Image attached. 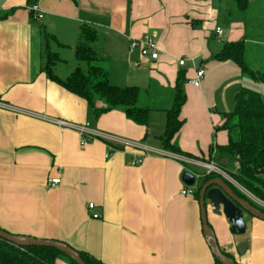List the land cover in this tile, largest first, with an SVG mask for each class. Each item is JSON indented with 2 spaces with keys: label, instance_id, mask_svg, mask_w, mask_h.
Instances as JSON below:
<instances>
[{
  "label": "crops",
  "instance_id": "crops-1",
  "mask_svg": "<svg viewBox=\"0 0 264 264\" xmlns=\"http://www.w3.org/2000/svg\"><path fill=\"white\" fill-rule=\"evenodd\" d=\"M37 4L42 19L35 18L28 0H0V100L14 108L0 109V228L63 241L104 264H216L203 232L198 190L181 194L189 187L182 180L187 170L183 158L203 160L212 152L211 161L222 167L230 164L218 146L229 143L230 131L224 126L248 75L234 61L213 57L226 43L246 41V23L236 16L235 1ZM83 25L97 33L93 46L110 83L140 88L138 106L150 111L147 125L135 123L119 109L96 118L85 99L44 72L43 30L61 44L51 46L63 59L56 71L65 77L72 71L61 70L67 62L63 53L75 54ZM146 34L159 44L157 60H146L138 48L130 51L131 39ZM181 58L185 65L179 64ZM198 69L205 73L197 87L192 79ZM181 75L184 123L172 141L189 157H163L158 153L164 150L160 137ZM53 118L88 123L92 130L142 143L149 150L104 138L81 147L80 133L59 127ZM142 154V162L133 164ZM191 167L205 179L203 169ZM55 177L61 183L50 187ZM207 217L218 245L237 264H264L263 220L245 214L246 233L234 235L229 221L215 214L211 204ZM242 242L248 244L245 254L238 249Z\"/></svg>",
  "mask_w": 264,
  "mask_h": 264
},
{
  "label": "trees",
  "instance_id": "trees-1",
  "mask_svg": "<svg viewBox=\"0 0 264 264\" xmlns=\"http://www.w3.org/2000/svg\"><path fill=\"white\" fill-rule=\"evenodd\" d=\"M38 0H28L30 5ZM238 10L244 11L250 0H234ZM97 38L94 28L83 25L80 40L75 47V56L79 63L69 75L62 77L56 71V66L63 61L58 52L53 51L52 44L61 46L56 37L43 30L44 39V72L48 78L69 92L87 101L94 115L98 118L104 112L119 109L126 116L140 125H147L149 109L138 106L140 88L138 86L120 87L110 83L107 71L101 65V55L93 46ZM215 60L234 61L242 72L256 80L264 82V72L252 71L245 61V41L238 40L226 43L222 50L213 57ZM183 75L176 83V94L172 107L167 111V123L163 135L160 137L162 148L166 151L188 156L173 143V138L183 126L180 118L186 94L183 90ZM235 110L228 114L227 124L230 131L229 143L218 146L219 151L227 157L229 165L223 168L249 193L264 202V98L255 90L242 87L235 97ZM212 152L206 161L212 160ZM215 175H205L206 179ZM232 186V185H231ZM243 198L264 211V208L251 200L242 191L232 186ZM199 197L198 192L195 193ZM79 251V250H78ZM86 264H104L100 259L87 252L79 251ZM232 258V256L226 252ZM215 257V256H214ZM64 258V259H63ZM77 264L65 253L42 246H17L0 238V264ZM216 264H222L215 257Z\"/></svg>",
  "mask_w": 264,
  "mask_h": 264
},
{
  "label": "water",
  "instance_id": "water-1",
  "mask_svg": "<svg viewBox=\"0 0 264 264\" xmlns=\"http://www.w3.org/2000/svg\"><path fill=\"white\" fill-rule=\"evenodd\" d=\"M196 176L186 170L182 174V180L187 186L197 184ZM199 203L201 206V218L203 232L211 248L213 255L222 264H237L236 261L226 254L224 249L218 245L215 232L209 224L207 217V206L211 204L213 211L217 215H224L231 224V233L242 235L247 231L245 214L259 218L264 221V211L254 206L249 200L240 196L235 189L222 177H211L203 179L198 187ZM0 238L7 240L17 246H42L55 248L72 258L77 264H86L78 250L69 244L53 239L35 238L32 236L17 235L9 233L0 228ZM248 248L247 242H242L238 249L245 254Z\"/></svg>",
  "mask_w": 264,
  "mask_h": 264
},
{
  "label": "built area",
  "instance_id": "built-area-1",
  "mask_svg": "<svg viewBox=\"0 0 264 264\" xmlns=\"http://www.w3.org/2000/svg\"><path fill=\"white\" fill-rule=\"evenodd\" d=\"M30 11L34 14L36 19H42L44 16L43 11L39 8L37 3H34L32 5H30ZM217 34L221 35L223 33V30L221 28H217L216 29ZM140 49V53L141 55L146 59V60H157L160 56V48H159V44L157 42V40L155 39V37L153 35L150 34H146L143 37L139 38V39H131V43H130V51L133 52L136 49ZM179 64L180 65H185L186 64V59L185 58H181L179 59ZM204 69H198L196 71V77L192 79V84L195 86H200L201 85V79L204 76ZM0 109H14L11 105L7 104L4 101L0 100ZM51 121H53L54 123H56L57 125H59V127L61 128H67V129H74L77 130L80 135H81V140H80V145L81 147H85L89 142H91L94 139H100V138H104L106 139L108 142H118L123 144L126 147H131L134 149H140L142 151H146L149 150V147H147L146 145L139 143V142H134V141H130V140H126V139H121L119 137L116 136H112V135H106L103 134L99 131H95L89 128V124L86 123L84 125H78L76 123L64 120V119H57V118H53L50 119ZM158 153H160L163 157H172V158H181V155L177 154V153H173V152H169L166 150H161L158 151ZM183 156V155H182ZM142 157L143 154L140 155L134 162L133 164H139L142 162ZM184 161L187 163H189L190 165L199 167L201 169L204 170V174L205 175H215L217 177H222L224 178L230 185L236 187L237 189H239L240 191H242L245 195V191L248 192L244 187H242L230 174L229 172H227L222 166L218 165L217 163H215L214 161H203V160H190V159H185L183 158ZM196 178H200L201 175L199 173H193ZM204 175V176H205ZM61 183V178L60 177H55L52 178L49 181V186L50 187H56ZM195 193V186H189L186 187L184 189L181 190V194L183 195H188V194H194ZM251 194V193H250ZM252 195V194H251ZM251 200H253L254 202H256L258 205H260L261 207L264 208V202L259 200L260 202H262V204L260 202L255 201L252 197H250L249 195H247ZM90 210H93L95 208V204L93 202L89 203L88 205ZM92 216L94 218H98L99 214L96 212H93Z\"/></svg>",
  "mask_w": 264,
  "mask_h": 264
},
{
  "label": "rangeland",
  "instance_id": "rangeland-1",
  "mask_svg": "<svg viewBox=\"0 0 264 264\" xmlns=\"http://www.w3.org/2000/svg\"><path fill=\"white\" fill-rule=\"evenodd\" d=\"M234 3V0H228ZM236 16L241 18L247 27V36L245 41V61L248 67L254 72H264V0H250L249 6L246 10H237ZM65 59L67 62L63 64L61 70L64 72L73 71L78 65L85 66L83 63H79L75 54L65 51ZM61 73L63 74V72ZM245 81V87L258 91L264 98V82L256 80L250 76H247ZM187 170L195 171L197 168L191 167L189 163L186 164ZM198 171H203L201 168ZM202 180L197 179L195 189L198 190ZM246 195L252 197L255 201L260 202L254 198L249 192ZM262 204V202H260ZM64 259V258H63Z\"/></svg>",
  "mask_w": 264,
  "mask_h": 264
}]
</instances>
